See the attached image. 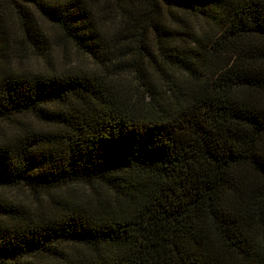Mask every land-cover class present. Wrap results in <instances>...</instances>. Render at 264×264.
<instances>
[{"label": "trees", "instance_id": "1", "mask_svg": "<svg viewBox=\"0 0 264 264\" xmlns=\"http://www.w3.org/2000/svg\"><path fill=\"white\" fill-rule=\"evenodd\" d=\"M0 264H264V0H0Z\"/></svg>", "mask_w": 264, "mask_h": 264}, {"label": "rangeland", "instance_id": "2", "mask_svg": "<svg viewBox=\"0 0 264 264\" xmlns=\"http://www.w3.org/2000/svg\"><path fill=\"white\" fill-rule=\"evenodd\" d=\"M59 53L60 52L58 50H54L50 54V58H48V56L41 57V58H29L25 60V63L23 64V66L27 68H47L48 69V65H52L54 64V62L56 64L57 60L60 59L58 55Z\"/></svg>", "mask_w": 264, "mask_h": 264}]
</instances>
